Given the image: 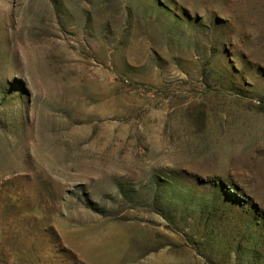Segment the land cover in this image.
Returning a JSON list of instances; mask_svg holds the SVG:
<instances>
[{
	"label": "rangeland",
	"instance_id": "374dc122",
	"mask_svg": "<svg viewBox=\"0 0 264 264\" xmlns=\"http://www.w3.org/2000/svg\"><path fill=\"white\" fill-rule=\"evenodd\" d=\"M0 264H264V0H0Z\"/></svg>",
	"mask_w": 264,
	"mask_h": 264
}]
</instances>
